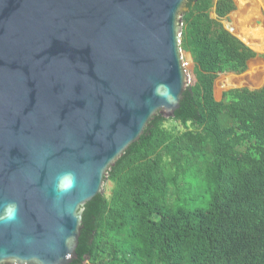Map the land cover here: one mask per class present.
Wrapping results in <instances>:
<instances>
[{"label": "water", "instance_id": "1", "mask_svg": "<svg viewBox=\"0 0 264 264\" xmlns=\"http://www.w3.org/2000/svg\"><path fill=\"white\" fill-rule=\"evenodd\" d=\"M186 1L0 0V264L77 258L86 203L189 85Z\"/></svg>", "mask_w": 264, "mask_h": 264}, {"label": "trees", "instance_id": "2", "mask_svg": "<svg viewBox=\"0 0 264 264\" xmlns=\"http://www.w3.org/2000/svg\"><path fill=\"white\" fill-rule=\"evenodd\" d=\"M185 6L195 83L107 171L110 194L86 203L70 264H264V83L214 96L217 75L257 53L221 22L234 0Z\"/></svg>", "mask_w": 264, "mask_h": 264}, {"label": "rangeland", "instance_id": "3", "mask_svg": "<svg viewBox=\"0 0 264 264\" xmlns=\"http://www.w3.org/2000/svg\"><path fill=\"white\" fill-rule=\"evenodd\" d=\"M235 10L222 24L229 23L231 33L240 38L245 44L256 51L257 56L248 61L247 70L242 74L231 72L219 73L214 81V96L221 98L222 92L231 88H259L264 83V0H234ZM211 16L216 18L214 12ZM260 23L257 24L256 21ZM183 63L188 74L189 85L195 83L194 61L189 50L181 48ZM172 123H168L171 125ZM178 129L183 127L174 123ZM110 182L103 183V193L110 194Z\"/></svg>", "mask_w": 264, "mask_h": 264}, {"label": "crops", "instance_id": "4", "mask_svg": "<svg viewBox=\"0 0 264 264\" xmlns=\"http://www.w3.org/2000/svg\"><path fill=\"white\" fill-rule=\"evenodd\" d=\"M233 11H234V10H233ZM231 12H232V11H231ZM231 12H230V13H231ZM230 13H229V15H230Z\"/></svg>", "mask_w": 264, "mask_h": 264}]
</instances>
